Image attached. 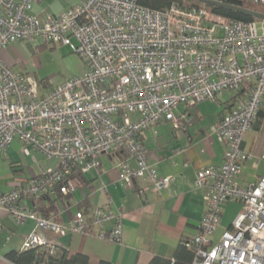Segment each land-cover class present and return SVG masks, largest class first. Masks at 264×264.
Here are the masks:
<instances>
[{
	"label": "built area",
	"instance_id": "2783aa9c",
	"mask_svg": "<svg viewBox=\"0 0 264 264\" xmlns=\"http://www.w3.org/2000/svg\"><path fill=\"white\" fill-rule=\"evenodd\" d=\"M38 2L0 0V49L38 40L66 45L83 59L85 71L42 90L34 77L0 60V157L17 140L24 154L33 147L49 162L13 188L0 189V210L17 223L35 221L21 249L41 245L54 253L56 237L69 233L120 242L124 213L104 184L102 203L89 213L78 209L66 221L20 201L72 192L82 184L79 173L99 172L104 153L122 155L117 167L127 186L144 181L136 187L139 198L150 187L166 188L171 177L159 176L147 162L142 133L166 121L181 128L186 115L175 113L180 104L216 101L228 90L237 92L234 105L213 125L225 145L223 160L196 171L194 186L207 189L206 210L197 232L182 241L194 252L190 264H264V174L255 183L238 182L251 157L244 135L264 107V22L176 2L152 9L137 0H82L40 18ZM229 201L240 210L212 242Z\"/></svg>",
	"mask_w": 264,
	"mask_h": 264
},
{
	"label": "crops",
	"instance_id": "0c3cea01",
	"mask_svg": "<svg viewBox=\"0 0 264 264\" xmlns=\"http://www.w3.org/2000/svg\"><path fill=\"white\" fill-rule=\"evenodd\" d=\"M71 1L39 0L34 12L43 18L45 11L57 14L82 0ZM20 49L21 42L1 48L0 60L14 69L20 59L15 58L13 53H20ZM225 91L229 94L226 95ZM236 93L224 90L216 101L203 100L191 106L180 104L175 113L186 115L181 128H175L170 121H166L142 133L147 162L156 168L159 176L171 177L166 188L157 191L150 187L145 199L136 195V187L142 185L143 180L129 187L120 176L117 163L122 155L104 153L98 157L99 172L93 168L79 173L77 177L82 184L72 192H54L39 201L26 198L20 204L34 208L41 215L66 221L78 209H85L84 202L88 213L102 203L104 194L99 192V187L104 184L114 205L124 213L121 241L108 242L94 234L69 233L57 236L58 244L70 253H84L92 261L104 259L111 264H148L155 255L171 256L183 239L197 232L206 210L204 196L207 189L195 187L194 177L201 166L222 163L225 145L214 134L213 125L233 107ZM243 147L251 154L238 176V182L245 185L255 183L264 174V159L261 158L264 152V115L258 113L255 117L252 128L244 135ZM35 152L41 153L30 147L29 154L24 155L19 141L10 144L0 157L2 191L13 188L18 180L39 173L49 164L39 160ZM30 162L33 164L29 165ZM131 162L134 165V161ZM247 169L251 174L246 172ZM239 210L240 204L236 201L224 205L220 224L210 236L212 242L218 240L231 225ZM111 224L112 221L106 222L104 228L109 229ZM34 225L35 221L31 219L17 223L8 213L0 210V264L9 262L6 253L21 250L25 236ZM53 236L49 234L50 238Z\"/></svg>",
	"mask_w": 264,
	"mask_h": 264
},
{
	"label": "trees",
	"instance_id": "16d2710c",
	"mask_svg": "<svg viewBox=\"0 0 264 264\" xmlns=\"http://www.w3.org/2000/svg\"><path fill=\"white\" fill-rule=\"evenodd\" d=\"M143 6L152 9H165L170 4L176 2L187 7H205L213 13L238 19L241 21H261L249 15L239 12L231 11L217 6H211L197 0H137ZM224 2L232 3L248 9L264 12V5L255 3L251 0H221ZM235 100V99H234ZM258 113L260 116L264 115V107L262 106ZM256 114V116L258 115ZM254 123V122H253ZM243 170V169H242ZM39 201V200H38ZM38 201L36 202L38 204ZM87 212L88 207L84 202ZM84 208V207H83ZM48 216V215H45ZM184 240V239H183ZM194 257V252L188 249L183 241L175 248L171 256L155 255L148 264H190ZM8 259L7 264H111L109 261L100 259L92 261L88 255L84 253H70L64 247L58 246L56 252L51 253L46 247L37 245L35 247L11 250L6 253Z\"/></svg>",
	"mask_w": 264,
	"mask_h": 264
},
{
	"label": "rangeland",
	"instance_id": "374dc122",
	"mask_svg": "<svg viewBox=\"0 0 264 264\" xmlns=\"http://www.w3.org/2000/svg\"><path fill=\"white\" fill-rule=\"evenodd\" d=\"M258 22L260 25L261 22ZM13 56L18 57L21 62L17 66L15 64L14 70L34 77L42 90L57 85L70 77L81 75L85 70L83 59L72 52L68 46L62 44L45 43L40 40L32 43L22 41L20 53L14 52ZM224 93L229 94L227 91ZM35 155L42 162H47L41 153L35 152ZM32 164L29 163V165ZM246 172L251 174L249 169Z\"/></svg>",
	"mask_w": 264,
	"mask_h": 264
},
{
	"label": "water",
	"instance_id": "95a60500",
	"mask_svg": "<svg viewBox=\"0 0 264 264\" xmlns=\"http://www.w3.org/2000/svg\"><path fill=\"white\" fill-rule=\"evenodd\" d=\"M197 1H200L202 3L208 4L211 6H217V7H221L224 9L231 10V11L246 14V15H249L255 19H259L264 22V12H261V11L248 9V8L241 7V6L232 4V3L224 2L221 0H197Z\"/></svg>",
	"mask_w": 264,
	"mask_h": 264
}]
</instances>
